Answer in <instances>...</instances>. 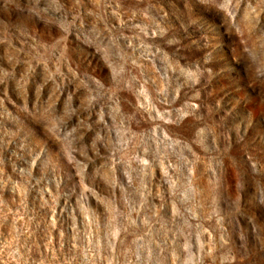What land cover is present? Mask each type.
Returning a JSON list of instances; mask_svg holds the SVG:
<instances>
[{
  "label": "rangeland",
  "instance_id": "374dc122",
  "mask_svg": "<svg viewBox=\"0 0 264 264\" xmlns=\"http://www.w3.org/2000/svg\"><path fill=\"white\" fill-rule=\"evenodd\" d=\"M0 264H264V0H0Z\"/></svg>",
  "mask_w": 264,
  "mask_h": 264
}]
</instances>
